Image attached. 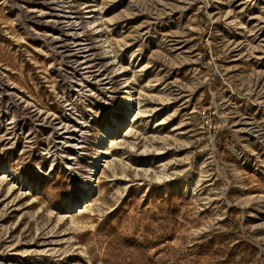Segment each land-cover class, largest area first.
<instances>
[{"label":"rangeland","instance_id":"1","mask_svg":"<svg viewBox=\"0 0 264 264\" xmlns=\"http://www.w3.org/2000/svg\"><path fill=\"white\" fill-rule=\"evenodd\" d=\"M0 264H264V0H0Z\"/></svg>","mask_w":264,"mask_h":264},{"label":"bare ground","instance_id":"2","mask_svg":"<svg viewBox=\"0 0 264 264\" xmlns=\"http://www.w3.org/2000/svg\"><path fill=\"white\" fill-rule=\"evenodd\" d=\"M125 126V124H117V128H119V129H123V127ZM130 131L131 130H129V132H127L126 133V135H129V133H130ZM122 142V140L119 138V137H111V138H108V140L106 141V149L105 148H102L101 150H99V153L101 154V155H105V156H108V155H110V149H112V148H115V147H118V145L120 144ZM107 158V157H106ZM110 158V157H109ZM109 158H107V159H109ZM108 161V160H107ZM102 161H100V163H101ZM106 161H104L103 163H105ZM106 163H108V162H106ZM95 167V166H94ZM90 171H93V170H90ZM7 177H9V176H7ZM2 178H6L5 177V175H4V177H2ZM86 203H88L87 201H86Z\"/></svg>","mask_w":264,"mask_h":264}]
</instances>
